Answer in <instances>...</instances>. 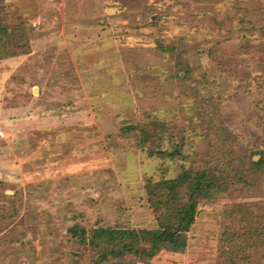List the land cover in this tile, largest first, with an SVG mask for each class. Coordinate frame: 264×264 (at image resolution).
I'll list each match as a JSON object with an SVG mask.
<instances>
[{"label": "rangeland", "instance_id": "374dc122", "mask_svg": "<svg viewBox=\"0 0 264 264\" xmlns=\"http://www.w3.org/2000/svg\"><path fill=\"white\" fill-rule=\"evenodd\" d=\"M0 23L29 46L0 58V264H91L72 225L157 227L147 180L262 156L264 0H0ZM245 178L134 264H264Z\"/></svg>", "mask_w": 264, "mask_h": 264}, {"label": "trees", "instance_id": "16d2710c", "mask_svg": "<svg viewBox=\"0 0 264 264\" xmlns=\"http://www.w3.org/2000/svg\"><path fill=\"white\" fill-rule=\"evenodd\" d=\"M15 38L18 39V35ZM15 38H12L7 27L0 23V43L2 50L4 47L7 50L2 54L0 46V58L16 55L20 51L29 52L28 44L26 48L12 44ZM134 128L144 131L145 137L140 143L141 147H146L149 141L155 142V134L150 135L141 127L130 126L127 130ZM147 150L152 155L156 153L173 155L174 152L152 149L149 145ZM258 151L262 156L257 161L250 158V167L244 158L243 161L236 163L237 167L235 162L229 161L224 170L218 162L209 165L210 167L183 168L174 178L147 180L145 187L149 205L163 209V212L156 216L157 227L134 229L98 226L87 229L80 224H74L69 227L72 239L79 245L88 247L91 264H134L138 257L141 261H148L163 249L183 251L187 246V233L195 221L202 199L232 190L238 183L245 181L249 174L250 188L256 185L253 177L264 173V143L263 149ZM247 168H250V173ZM257 232L256 228L251 229L250 238L256 236Z\"/></svg>", "mask_w": 264, "mask_h": 264}]
</instances>
